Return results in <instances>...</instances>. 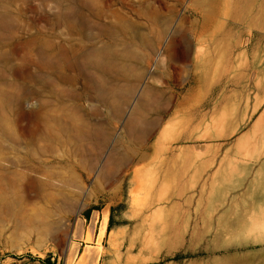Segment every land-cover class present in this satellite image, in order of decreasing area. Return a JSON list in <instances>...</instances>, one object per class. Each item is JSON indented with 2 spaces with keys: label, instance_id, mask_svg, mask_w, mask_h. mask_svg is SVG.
Masks as SVG:
<instances>
[{
  "label": "rangeland",
  "instance_id": "obj_1",
  "mask_svg": "<svg viewBox=\"0 0 264 264\" xmlns=\"http://www.w3.org/2000/svg\"><path fill=\"white\" fill-rule=\"evenodd\" d=\"M0 21V264H264V0H0ZM70 49L72 88L15 71ZM203 149L225 187L196 183Z\"/></svg>",
  "mask_w": 264,
  "mask_h": 264
},
{
  "label": "bare ground",
  "instance_id": "obj_2",
  "mask_svg": "<svg viewBox=\"0 0 264 264\" xmlns=\"http://www.w3.org/2000/svg\"><path fill=\"white\" fill-rule=\"evenodd\" d=\"M217 9V8H216ZM217 11H212V13H216ZM221 13V12H220ZM210 14V13H209ZM218 14V13H217ZM223 14V12L221 13ZM156 15V13H155ZM208 15V14H207ZM157 16V15H156ZM156 16H154V21L157 18ZM214 16V15H212ZM211 16V18H212ZM156 17V18H155ZM153 18V16L151 17V19ZM207 18V17H205ZM209 18V17H208ZM207 18V19H208ZM210 19V18H209ZM205 20V19H204ZM2 21H0L1 24ZM80 22V21H78ZM124 25L121 22H118V28L119 29H123ZM40 36H42L41 33L39 34H35L34 36H31L26 42L23 43H19L18 45L23 46L26 49H31L30 47L36 42V39L40 38ZM1 39V36H0ZM143 44V42H142ZM28 54V50L25 51ZM25 55V58H23L22 60V66L21 68H17L15 71H17V73H22V75L27 78V79H31L32 78V74L30 72H28V70L26 71V69L30 68V67H34L36 69L42 70V71H47L50 73H53L54 75H56V77L64 84L70 86L72 88V86L74 85V82L76 81L77 77H82V71L80 69V64L78 63V60L74 54V50H66L65 52H63L62 56L60 57V59H50L49 61H43L42 63L38 62H34L29 58V55ZM90 54V53H89ZM100 58V57H99ZM83 66L86 65H90L93 68H96L98 70V52H92L89 55V58H87L86 60H84V63L81 64ZM82 66V67H83ZM41 72V71H40ZM70 72H74V76L70 75ZM85 85L88 88H92L94 90L98 91V79H96V81H93L89 78L87 80V83H85ZM93 85V86H92ZM70 91V90H69ZM157 95V94H156ZM148 98H151V95H148ZM146 102V101H145ZM147 104V103H146ZM156 104V103H155ZM145 106V105H144ZM55 119V118H54ZM56 120V119H55ZM59 120V119H58ZM64 121V120H63ZM140 121L145 122L146 119L142 116L139 118H134L133 123L137 122L139 123ZM65 122V121H64ZM55 123V122H54ZM67 123V122H66ZM132 123V124H133ZM56 124V123H55ZM131 124V123H130ZM136 124V123H135ZM65 125V124H64ZM76 135V134H75ZM142 136V135H141ZM145 136V134H144ZM78 137V135H77Z\"/></svg>",
  "mask_w": 264,
  "mask_h": 264
},
{
  "label": "crops",
  "instance_id": "obj_3",
  "mask_svg": "<svg viewBox=\"0 0 264 264\" xmlns=\"http://www.w3.org/2000/svg\"><path fill=\"white\" fill-rule=\"evenodd\" d=\"M101 66V64H100ZM101 73H104V71H100ZM206 152V155H201L200 159L198 160L197 170H196V179L197 184H200V181H202L205 176L206 180L202 183L201 186L206 187L208 190H212L215 184V180L217 179L220 182V185L225 187L227 185L226 182V173L227 170L225 166L218 167L217 173H212L214 170V164L215 161L213 157L209 154L208 150L203 149L202 153ZM199 157V156H198ZM195 176H193L195 178ZM222 187V188H223Z\"/></svg>",
  "mask_w": 264,
  "mask_h": 264
}]
</instances>
